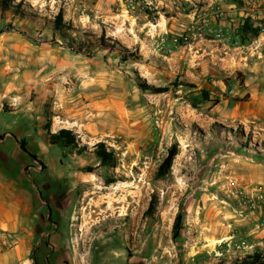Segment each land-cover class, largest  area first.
<instances>
[{
	"label": "rangeland",
	"instance_id": "374dc122",
	"mask_svg": "<svg viewBox=\"0 0 264 264\" xmlns=\"http://www.w3.org/2000/svg\"><path fill=\"white\" fill-rule=\"evenodd\" d=\"M11 1L20 16L0 11V89L38 115L0 112V129L33 138L35 159L21 158L20 176L10 170L35 196L28 224L66 233L85 264H264V130L210 113L264 61V33L199 39L206 0ZM58 13L73 36L117 49H66L49 23ZM63 123L67 151L45 138ZM27 233L38 249V230ZM20 238L3 236L1 251Z\"/></svg>",
	"mask_w": 264,
	"mask_h": 264
},
{
	"label": "crops",
	"instance_id": "0c3cea01",
	"mask_svg": "<svg viewBox=\"0 0 264 264\" xmlns=\"http://www.w3.org/2000/svg\"><path fill=\"white\" fill-rule=\"evenodd\" d=\"M206 2L207 6L202 7L201 10L206 8L207 14H210L209 8L214 6H218L225 13L224 20L215 22L213 17L209 16L207 29L213 32L223 28L228 30L232 39H239L242 35L244 18L241 0H206ZM243 75L240 88L231 91L229 96L222 97L210 113L215 120L244 125L252 131L264 130V61L249 67ZM6 92L2 84L0 112H16L20 107L26 106L27 110H33L38 115L37 105L27 104L21 100L18 102L16 100V103L12 102V99L6 101ZM40 137L42 138L41 135ZM9 138L13 139L11 144L7 142ZM19 139L0 129V239L7 234L21 231L26 232V238L25 240L20 238L14 243L17 246L8 251H1L0 248V264H85L83 260L72 256L70 246L63 240L66 233L62 234L60 230L53 229H36L28 224L31 221L29 215L32 214L29 213V209L35 196L32 187L22 185L21 179L13 176L11 171H15L20 176L26 169L20 162L21 158L36 155L31 151L34 147L32 136L23 135ZM21 143L24 145V150L21 149ZM21 214L24 219L21 218ZM32 219L35 222L34 216ZM27 230H38V249L29 246L31 239H28L30 233H27ZM1 245H5L4 240H0ZM72 249L74 251V248Z\"/></svg>",
	"mask_w": 264,
	"mask_h": 264
},
{
	"label": "trees",
	"instance_id": "16d2710c",
	"mask_svg": "<svg viewBox=\"0 0 264 264\" xmlns=\"http://www.w3.org/2000/svg\"><path fill=\"white\" fill-rule=\"evenodd\" d=\"M19 5L14 3L11 0H0V11L6 12L11 11L13 17L20 16ZM51 24L52 30L58 35V37L61 39L62 43L64 44V47L71 52L77 53V54H83L86 53V50H90L93 47H98L99 49L106 50V49H117L118 45L115 44H108V41L102 36L97 38L96 36L86 34V38H79L77 37L78 34H82V32H78V34H75L76 36H73V28L70 26L69 23H66L63 21L61 13H58L53 21L49 22ZM252 29L251 31L249 30ZM257 28H253L248 21H245L243 26L241 27L242 30V36L241 39L245 36H249V34L253 32L252 36L257 34ZM74 33H77L75 31ZM122 51L126 53V55L129 58H135L138 59L139 55L131 54L127 49L122 48ZM121 52V51H120ZM138 87L140 89L144 90H151V91H160L159 88H154L151 86H147L144 84V82H138ZM46 134L45 138L48 139L49 143L52 145H57L61 147L64 151H67V148L71 146L74 143V137L72 133L68 130H59L55 134H50L49 129H45ZM21 149L24 150L23 143L20 144ZM99 147H104V144L99 143ZM98 155L101 159H105V155L98 152ZM33 159H35L34 156H31ZM174 154L171 153L166 160L162 164L161 169H167L169 168L170 164L172 163ZM104 161V160H103ZM256 258H258L256 256Z\"/></svg>",
	"mask_w": 264,
	"mask_h": 264
},
{
	"label": "built area",
	"instance_id": "2783aa9c",
	"mask_svg": "<svg viewBox=\"0 0 264 264\" xmlns=\"http://www.w3.org/2000/svg\"><path fill=\"white\" fill-rule=\"evenodd\" d=\"M241 5L244 15L242 26L245 21H248L253 25V28L257 27L260 29V34L264 33V0H241ZM150 8L149 6V9ZM209 11L210 14H207V12L201 13V22L196 29L197 32L195 36L201 40L217 41L223 44L236 43L238 39H232L230 33L226 29L219 28L213 32L207 29V18H209V16H212L214 21L225 19V13L218 6L210 7Z\"/></svg>",
	"mask_w": 264,
	"mask_h": 264
},
{
	"label": "bare ground",
	"instance_id": "6f19581e",
	"mask_svg": "<svg viewBox=\"0 0 264 264\" xmlns=\"http://www.w3.org/2000/svg\"><path fill=\"white\" fill-rule=\"evenodd\" d=\"M32 4V6H34L36 3L35 2H32L31 3ZM64 125V126H63ZM63 125H62V127L60 128V129H67V130H69L70 129V125L68 124V123H63ZM123 201L122 200H120V198H117V199H113L112 201H110L109 203H108V210L109 211H114L115 209H116V207H115V204H120V203H122ZM105 203V202H104ZM95 205H97V207L99 208L101 205L100 204H98V203H96ZM124 214H123V212H122V214H119V216L121 217V216H123Z\"/></svg>",
	"mask_w": 264,
	"mask_h": 264
}]
</instances>
